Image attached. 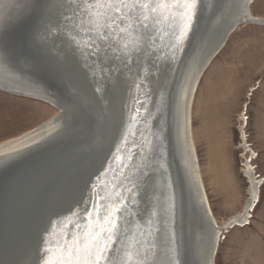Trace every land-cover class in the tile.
I'll return each instance as SVG.
<instances>
[{"label": "water", "instance_id": "95a60500", "mask_svg": "<svg viewBox=\"0 0 264 264\" xmlns=\"http://www.w3.org/2000/svg\"><path fill=\"white\" fill-rule=\"evenodd\" d=\"M221 1L201 0L192 30L177 48L165 39L158 42L162 52L137 54L134 63L106 58L114 70L100 94L93 59L72 40L76 30L66 17L76 9L68 0H0V90L46 96L63 126L59 137L0 153V264H41L42 235L51 233L55 253L65 233L71 239L97 210L103 217L118 199L127 211L117 213L118 239L110 249L115 262L135 234L141 244L155 245L145 264H171L173 249L179 264H194L193 231L184 230L196 209L195 194L176 147L174 103L184 69L218 20ZM238 22L224 32V42ZM216 44L208 63L223 47ZM117 77L126 82L111 94ZM91 130L96 136L88 142Z\"/></svg>", "mask_w": 264, "mask_h": 264}, {"label": "rangeland", "instance_id": "374dc122", "mask_svg": "<svg viewBox=\"0 0 264 264\" xmlns=\"http://www.w3.org/2000/svg\"><path fill=\"white\" fill-rule=\"evenodd\" d=\"M250 12L264 19V0H254ZM56 112L46 102L0 90V142ZM190 116L203 186L218 226L242 211L251 187L246 170L261 180L247 222L221 230L213 263L264 264L263 24L242 23L230 34L198 83Z\"/></svg>", "mask_w": 264, "mask_h": 264}, {"label": "snow or ice", "instance_id": "6c2138e0", "mask_svg": "<svg viewBox=\"0 0 264 264\" xmlns=\"http://www.w3.org/2000/svg\"><path fill=\"white\" fill-rule=\"evenodd\" d=\"M68 3L76 9L72 16L66 17L76 30L72 40L78 46L82 43L88 57L93 59L91 69L97 84L94 90L102 94L104 82L114 70L106 58L134 63L137 54L162 52L158 42L165 39L172 41L170 49L179 47L192 30L201 0H68ZM124 211H127L124 199L105 209L103 217L97 210L96 218L90 219L81 232L71 239L65 233L63 242L55 245V253L47 238L51 233L42 235L41 264H145L155 245L149 241L141 244L134 239L135 234L126 245L122 260L115 262L110 255L113 242L118 239L117 213ZM87 215L91 218L93 213ZM145 245L142 254L140 248ZM172 251L171 264H179L175 250Z\"/></svg>", "mask_w": 264, "mask_h": 264}, {"label": "bare ground", "instance_id": "6f19581e", "mask_svg": "<svg viewBox=\"0 0 264 264\" xmlns=\"http://www.w3.org/2000/svg\"><path fill=\"white\" fill-rule=\"evenodd\" d=\"M253 1L254 0L221 1V7L218 12L219 15L217 16L218 20L216 19L215 24L212 25V28L209 29V32L213 33V37L211 40L209 39L212 36L210 33V35H208L206 38L207 40L205 39L206 41H200L198 47L195 49L194 54L196 55L184 69V77L179 84L174 103V136L175 140L177 141L176 147L182 161L183 171L186 173L187 179L189 180V183L193 189L192 192L195 194L194 197L196 209L193 212V216L186 217L184 230V233H187L190 229L193 231L191 247L192 251L194 252V264H214V256L216 253L215 242L220 238L218 237V235H221V230L246 223L247 219L249 218V211H251L257 198V184L260 181L256 182L254 180L252 171H250V168L248 167L249 170H246V174L251 177V187L249 189L248 198L244 203L242 211L222 221L220 226L216 224L208 203L201 173L199 170L198 159L193 145L190 116L191 106L198 83L203 73L205 72L211 61L214 59L213 58L208 63L209 59H211L209 55L213 51V48L216 47H214L216 43L220 41L221 46H224L227 41V39L225 42L222 40L223 35H225L224 32L229 31L231 27H233L235 22H238V19L239 22L237 23L235 30L242 23H259L264 25V19L253 17L251 15L250 5ZM248 2L249 5L247 7ZM216 26L218 28H216ZM129 75L130 74H125V78H129ZM124 82H126L125 79L117 77L116 80H114L109 86L110 93L112 94L114 92L113 90H115L116 88H121V84ZM9 89L11 92L9 91L6 93L46 102L47 104L52 105L57 110V112L31 130H28L16 137L0 142V153L12 154L16 151L27 148L32 144H38L43 141L59 137L62 134L61 128L63 126L61 125V113L51 99L36 92L25 90L23 91L12 87H9ZM20 92L24 94H15ZM92 131L93 130L89 131L86 137V141L88 142H90V140H93L94 135L96 136V133ZM203 204L204 207H202ZM232 222H234V224H231ZM223 225L229 226L221 228V226ZM173 238H175V236ZM171 243L173 244V242Z\"/></svg>", "mask_w": 264, "mask_h": 264}]
</instances>
